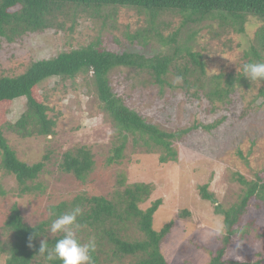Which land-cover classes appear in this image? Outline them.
I'll return each mask as SVG.
<instances>
[{"label":"rangeland","instance_id":"obj_1","mask_svg":"<svg viewBox=\"0 0 264 264\" xmlns=\"http://www.w3.org/2000/svg\"><path fill=\"white\" fill-rule=\"evenodd\" d=\"M116 11L106 24L103 17L68 13L59 18L64 23L61 30L48 28L26 33L14 42L0 38V76L6 72L22 73L31 61L54 57L94 41L117 53L135 51L147 55L161 53L173 46V43L163 45L154 37L147 44L132 42L127 34L145 25L143 17L132 7ZM166 20L173 22L163 31L168 36L179 28L181 17L167 16ZM218 22L211 18L193 24L190 29L181 31L179 41L203 54L208 76L220 72L243 73V65L248 61L244 51L250 48L262 21L249 16L244 31L228 27L224 34L214 38L209 24L217 27ZM142 76L143 80L134 69L120 67L110 72L109 83L112 91L147 122L170 132L191 128L174 139L175 159L162 162V151L149 149L129 137L122 159L108 164L107 158L113 154L115 146V128L112 122L105 121L94 91L88 92L84 83L86 78L78 76L62 80L52 77L42 84L40 93L42 96L48 94L50 115L59 117L56 133L48 137H23L11 130L5 132L20 159L29 164L44 160L47 154L50 159L45 161L38 179L30 183L38 186L36 190L22 195H19L15 176L0 169V186L6 192L4 196L0 195V240L8 242L13 237L5 224L15 204L27 224L35 225L44 220H52V223L57 218L52 207L69 203L78 194L112 198L117 190H123L127 185L147 182L153 190L140 206L147 208L161 198L163 203L154 215V227L161 229L167 222L173 223L161 244L168 264H209L224 243L225 228L223 216L215 213L211 201L200 196L199 186L208 184L218 203L229 206L243 191L238 174L248 180L259 176L264 181V98L258 95L264 82H252L247 78L250 87L237 86L229 99L212 103L203 92L198 97L169 88L161 93L155 83L142 84L140 80L148 81L147 76ZM25 102L26 98L22 97L10 107L7 117L12 122L24 111ZM81 146L92 150L95 161L85 180H79L60 166L66 152ZM120 177L124 179V186L118 187ZM217 224L222 225V234L207 235ZM50 226L48 236L60 234L51 233ZM236 228L223 257L224 264H230L228 260H260L264 264V201L251 199L247 213ZM128 232L133 237L137 236L135 233L139 234L134 227ZM81 238L87 243L92 236L82 235ZM104 244L107 248V243ZM95 249L101 264L132 262L131 257L121 262L106 260V254L99 251V247ZM6 258L5 253L1 254L0 264H5Z\"/></svg>","mask_w":264,"mask_h":264},{"label":"trees","instance_id":"obj_2","mask_svg":"<svg viewBox=\"0 0 264 264\" xmlns=\"http://www.w3.org/2000/svg\"><path fill=\"white\" fill-rule=\"evenodd\" d=\"M132 7L143 17L145 25L139 26L127 34L132 42L147 44L154 37L163 45L173 43L166 51L147 55L135 51L117 53L100 47L99 41L82 45L61 52L57 56L31 61L24 72L18 74L5 73L0 76V169L14 175L20 188L19 195L31 193L38 186L30 184L38 179L43 171L44 160L29 164L19 158L16 150L6 137V130L23 137L52 136L56 133L59 117L50 115L48 94L43 96L40 88L52 77L60 79L86 78L88 92L94 91L103 109L104 119L112 122L114 144L113 154L107 158L108 164L118 163L124 156V150L129 137L133 142L140 143L149 149L162 151L160 159L165 162L175 159L174 139L181 137L191 128L180 131H166L157 124L149 123L138 112L130 109L116 95L109 83V74L120 67L134 69L147 80L142 84L155 83L161 93L167 88L172 91L187 92L192 97H198L203 92L206 98L215 101H226L230 93L237 87H250L243 73H218L207 75L203 54L195 51L192 46L179 41L183 29H190L193 24H201L209 19H218L217 27L209 24L211 35L220 37L230 27L235 31H244V25L249 16L261 19L262 24L255 32L251 46L244 51L248 62H264V0H0V38L14 42L26 33L44 31L48 28L61 30L64 23L60 16L71 13H86L90 17H103L104 24L116 13L118 8ZM112 9V12L110 11ZM180 16L181 24L177 30L168 36L163 31L170 28L172 21L167 16ZM196 34V33H195ZM190 33V37H193ZM264 82V81H263ZM258 95L264 98V83ZM26 98L25 109L15 122L8 117L10 107L20 98ZM116 142H118L116 144ZM95 161L92 150L87 146L65 153L60 164L61 168L75 175L79 180H85L91 172ZM118 187L124 186L120 177ZM243 191L238 199L224 206L218 203L216 195L208 189V184L199 186L200 196L214 204L216 214L223 216V245L209 264H224L223 257L237 232L236 226L247 213L251 199L264 201V181L257 178L248 180L238 174ZM153 186L147 182H135L117 190L112 198L104 195L78 194L71 202H62L54 207V217L71 212L75 207L82 209V215L77 217L79 228L77 233L91 235L99 251L106 254V260L123 261L131 257L130 264H168L161 251V244L172 229V221L161 229L154 227V215L162 205L161 198L156 199L147 208L141 203L149 199ZM6 192L0 186V195ZM52 220H44L35 225L27 224L20 208L15 204L6 221L5 227L11 231L10 241L0 240V255H7L5 264H63L59 259L47 260V255L39 253L40 242L47 239L52 248L62 234L48 236ZM136 228L139 234L131 236L130 228ZM77 234V235H78ZM31 244L29 246V238ZM79 235L81 241H84ZM87 239V237H85ZM104 242L107 243V248ZM92 253L93 264H101L99 254ZM230 264H261V261H232Z\"/></svg>","mask_w":264,"mask_h":264},{"label":"clouds","instance_id":"obj_3","mask_svg":"<svg viewBox=\"0 0 264 264\" xmlns=\"http://www.w3.org/2000/svg\"><path fill=\"white\" fill-rule=\"evenodd\" d=\"M243 76L250 81H264V62H248L243 65ZM82 215V209L75 207L71 212L58 216L50 226L51 233H61L55 245L50 248L47 239L40 242L39 253L47 255V260L59 259L63 264H93L92 253L95 251V240L84 243L77 235L79 225L77 217ZM222 225L217 224L207 235L219 236L222 234ZM31 247V237L29 238ZM239 246V245H238Z\"/></svg>","mask_w":264,"mask_h":264}]
</instances>
